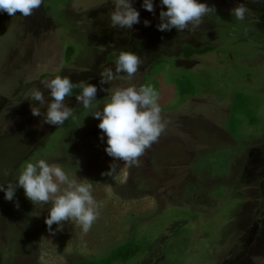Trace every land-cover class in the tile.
I'll list each match as a JSON object with an SVG mask.
<instances>
[{
  "label": "rangeland",
  "instance_id": "1",
  "mask_svg": "<svg viewBox=\"0 0 264 264\" xmlns=\"http://www.w3.org/2000/svg\"><path fill=\"white\" fill-rule=\"evenodd\" d=\"M132 2L140 13L132 29L111 27V0H44L28 17L0 12V183H15L31 160L46 159L71 175L79 164L77 179L93 183L100 205L87 233L67 221L50 232V202L34 205L22 187L12 201L0 191V264H76L106 256L132 236L149 239L150 251L130 264L166 257L174 264H264V0H201L215 12L195 33L159 31L160 0L154 13L143 0ZM240 4L249 9L243 22L231 12ZM188 43L216 47L186 59L181 48ZM122 50L140 56L138 72L101 85L102 65L115 73L110 56ZM56 75L95 84L101 109L107 89L153 86L164 131L128 165L107 154L100 121L76 96L65 98L76 113L73 127L44 123L47 106L37 102L42 114L33 116L26 98L39 88L51 101L40 81ZM182 76L203 95L181 104ZM238 95L243 124L233 139L225 124ZM51 143L57 145L48 150Z\"/></svg>",
  "mask_w": 264,
  "mask_h": 264
},
{
  "label": "clouds",
  "instance_id": "2",
  "mask_svg": "<svg viewBox=\"0 0 264 264\" xmlns=\"http://www.w3.org/2000/svg\"><path fill=\"white\" fill-rule=\"evenodd\" d=\"M42 2L44 0H0V12H6L10 16L20 12L23 17H28ZM111 2L115 8L110 13L111 27L132 29L140 22V13L133 7L132 0ZM160 5L161 23L157 28L161 32L175 28L179 32L187 29L190 33H195L204 18L215 12L213 7L201 0H160ZM164 6L166 10H163ZM142 7L146 11L155 12L154 0H143ZM248 11L244 4L231 10L235 20L241 22L245 21ZM144 23L145 26H150L149 21L145 20ZM114 62L115 73L112 67L102 65L99 73L101 85L112 82L122 73L131 79L141 65L140 56L130 50L120 51ZM40 82L46 89H50L51 101L46 100L39 88L31 90L26 99L33 105V116L42 114L41 109L35 106L39 102V105L47 106V111L43 114L44 123L61 127L65 121H75V110L65 103V98L72 96L73 89L79 87L81 91L76 95V101L87 110V115L91 113L100 121L98 127L102 132L101 139L107 137L105 151L109 156L123 160L125 164H138L139 158L158 141L164 131L165 124L158 104L159 92L153 86L107 89L110 99L103 103L104 107L101 109L94 105L98 91L95 84L81 82L74 85L69 77L61 75ZM77 170L71 175L63 167L40 158L26 163L15 178V183L9 182L7 188L4 183H0V191L5 193L6 200L12 201L17 188L22 187L26 198L34 205L45 206L50 202L49 215L45 218L50 232L55 231L53 224L62 229L67 221L87 233L98 218L100 205L93 195V183L87 178L78 180ZM114 172L115 168L112 166L107 174L111 176Z\"/></svg>",
  "mask_w": 264,
  "mask_h": 264
},
{
  "label": "trees",
  "instance_id": "3",
  "mask_svg": "<svg viewBox=\"0 0 264 264\" xmlns=\"http://www.w3.org/2000/svg\"><path fill=\"white\" fill-rule=\"evenodd\" d=\"M215 47L216 45L214 44H204L201 46H195L193 44L188 43L182 46L181 52H182V55L186 59H190L195 55L206 54L209 51L214 50ZM73 55H74V48L73 46L70 45L66 52V59L70 60ZM110 58L116 59L117 57L115 55H111ZM163 59L164 58L156 59L150 65V67L152 68L153 65L161 63ZM200 87L197 84L193 83L189 77H184V76L177 77V88H178V92L181 97V104L184 103L188 98L202 96L203 93ZM80 91L81 89L79 87L74 88L72 96H76L77 94H79ZM240 99L241 98L238 95V98H236L235 103H234L235 105L234 109L232 110V112L230 111V114L228 116L229 117L228 118L229 120L227 121L228 124H225L226 127L228 126V129L227 128L226 129L233 139L239 137L238 136V126L240 124H243L242 114L240 112H237V109L243 108L240 102ZM76 121H77V118L75 121H73L72 119L67 121L65 126H63L64 129L67 130L73 127ZM56 145H57L56 143H51L50 147H48V150H53ZM149 251H150L149 239L147 240L145 238L143 240H137L136 236L134 237L132 236L129 240L125 241L124 243H121L120 245L115 247L113 250H111L110 253L107 254L106 256H103L97 259H92V258L80 259L76 261V264H130L134 260V258L140 255L143 256L144 254H147ZM174 262H175V258L166 257V259H161L160 261L156 263L157 264H165V263L174 264Z\"/></svg>",
  "mask_w": 264,
  "mask_h": 264
}]
</instances>
